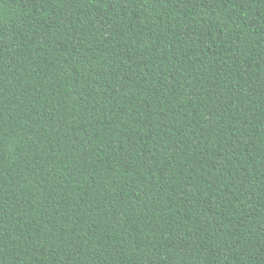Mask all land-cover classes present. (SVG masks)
Listing matches in <instances>:
<instances>
[{
  "label": "trees",
  "instance_id": "1",
  "mask_svg": "<svg viewBox=\"0 0 264 264\" xmlns=\"http://www.w3.org/2000/svg\"><path fill=\"white\" fill-rule=\"evenodd\" d=\"M0 264H264V0H0Z\"/></svg>",
  "mask_w": 264,
  "mask_h": 264
}]
</instances>
